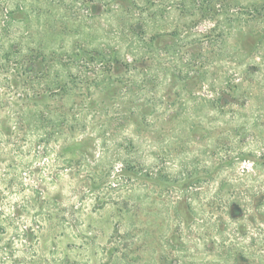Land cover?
<instances>
[{"label":"rangeland","instance_id":"1","mask_svg":"<svg viewBox=\"0 0 264 264\" xmlns=\"http://www.w3.org/2000/svg\"><path fill=\"white\" fill-rule=\"evenodd\" d=\"M192 72L200 81L172 83ZM108 80L123 86L102 96ZM241 151L264 157V0H0V208L18 217L0 221V264L200 260L197 239L184 253L169 241L177 182L194 180L208 217V175L231 171L263 196L241 202L261 217L264 163ZM247 217L223 238L213 220L194 225L232 244L227 263L215 245L211 264H264V217Z\"/></svg>","mask_w":264,"mask_h":264},{"label":"trees","instance_id":"2","mask_svg":"<svg viewBox=\"0 0 264 264\" xmlns=\"http://www.w3.org/2000/svg\"><path fill=\"white\" fill-rule=\"evenodd\" d=\"M115 9H116V6H115ZM156 37H158V35ZM178 77L179 76H175L173 74V78L171 77L172 83H174V82L176 83L178 81L181 82V80H185V81L189 80L191 82L192 81H196V82L200 81L199 75L194 73V72H192V74H190V75L189 74L185 75L181 79ZM122 86H123V84H120V83L116 84V82L108 80V84L105 85L103 88L104 90L102 91V96H104V94H106V93H111L113 91V89H115L116 87H119L121 89ZM105 96H109V95H105ZM154 99L155 98H151V99L148 98L145 101L146 107L151 106V102ZM166 99H168V101H169L170 97H168ZM212 105H214L213 107L218 108L220 111V106H221L220 103L217 102V104L213 103ZM43 115L44 114L42 112L39 113L40 122L43 119ZM61 117H62V115H60L59 120L64 121L65 116H63V119ZM53 123L56 124V122H53ZM233 132H234V137L243 136L246 134L245 130H243V128H239L238 126L233 129ZM45 135L46 134H44V136ZM41 139L43 140L44 138L42 137ZM23 141H25V142L24 143L22 142L23 144H21V145L13 144V146H12V148H13V159L14 158H20V160H21L22 157H24L26 155L25 151L27 150V148H29V146H31V142L26 141V140H23ZM48 151H49V148H48V146H46L44 149V153H46ZM238 157L242 160L252 161L255 164H257V163L263 164L264 163V157L263 156L256 157L251 153V151H249V152L241 151ZM233 162H232V164H233ZM8 168L10 171H12L14 173L20 172V170L22 169V168H20L19 165H12V164H10L8 166ZM257 170L258 171H256V172H262V169L261 170L257 169ZM223 171H226V172H223ZM252 171L253 170L251 169V172ZM230 172L231 171H227L225 169H217V170L212 169L211 174L208 175L210 183L214 184V186H212V187H215L213 190H208V191L204 192V197L207 201L204 207L207 208V210L209 212L210 216H208V217H203L202 213H204V208H200L201 206H198V205L195 206L194 205L195 198H194L193 194L195 196H197L200 193L197 192V190L190 191L188 188L189 185H187L188 182H190L191 184H194V180L188 179V180H180L179 182H177L179 187H181V188H179L180 194H177L175 200L174 199L172 200L171 203H172L173 207H171L172 209L170 212V214H171L170 219L171 220L175 219L178 222L174 226L175 228L172 229V233L169 237L170 242L177 244V245H174L172 250L177 251L179 253H184V251H185L184 243L188 239H192V240L197 239V241H199V243H200L199 245H201V247H203V251L196 249L197 250L196 254L199 256H202L200 260H197L196 258L189 255L187 257V262H183V264H211V262L208 260V257L211 253L216 252V246H217V254H218L217 259H219L220 262H222V263H224V262L227 263L228 258L230 257V253L232 251V249L230 248L231 247L230 245H232V244H230L229 246L224 245L223 242L221 244L220 243L216 244L212 240L204 239L202 237L203 235L201 233H195V229H194L195 224H200L201 222H205L204 223V227H205L206 224L211 225L212 220H213L215 223H217L218 229L215 226L216 232L218 233V231H219L220 237L223 238L224 234H226L225 233L226 228L228 226H230L229 221L230 222L237 221L239 223V226L242 228L245 225L244 224L245 219L248 218L247 216L255 217L258 221L259 220L261 221V217H264V213L260 217L257 214V212L248 214L247 212L244 211L245 206L241 203L242 198H243L242 196L248 195L251 198L252 204H254L256 202V200H257L258 204H259V201L262 203L263 202V200H262L263 196L260 194V192H256L255 190H253L254 187H251V185L247 186L248 188H244V185L242 184V181L244 179H241V178L238 179V178H236V176H233ZM251 172H249V174H251ZM223 173L227 174V175H224ZM219 174L222 176V181L218 186H215V182H216L215 178H217V176H219ZM228 176H231V178H229ZM245 176L248 177L249 175H245ZM252 176L255 177L254 175H252ZM4 181H5V179H0V182L3 184H4ZM246 181L252 183V181L249 179H246ZM5 186L7 187L6 182H5ZM250 187H251V189H249ZM244 190H246V191H244ZM259 197H260V200H258ZM224 199L229 200L231 202L230 204L232 205L233 209L235 210V212L232 213L231 216L228 213L226 215V217H224L223 216L224 213H223L222 209L219 210V208H218V207H220V202L224 201ZM27 203L28 202H26V204ZM13 216H15V214ZM8 218H9V216L7 217V215L5 214V211L0 208V221L1 222H7L6 220ZM1 219H3V220H1ZM14 219L17 220L18 217L14 218ZM14 219L9 218V220H12V221H14ZM206 221H208V222L206 223ZM167 223L170 225L169 222H167ZM181 224L187 228L186 235L184 233L185 237L182 235V229L180 228ZM197 227H200V226H197ZM201 230H202V228H201ZM196 235H199L200 238H197L198 236H196ZM209 241H211V242H209ZM175 247H178L180 249H174ZM233 247H236V245ZM187 251H188V249H187ZM238 262H240V261L237 258H236V260L233 261L234 264H236V263L238 264Z\"/></svg>","mask_w":264,"mask_h":264}]
</instances>
